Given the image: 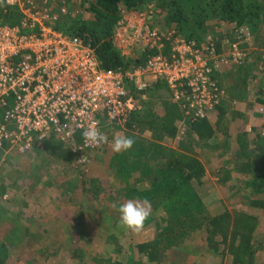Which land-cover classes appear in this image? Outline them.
Wrapping results in <instances>:
<instances>
[{
	"label": "rangeland",
	"instance_id": "1",
	"mask_svg": "<svg viewBox=\"0 0 264 264\" xmlns=\"http://www.w3.org/2000/svg\"><path fill=\"white\" fill-rule=\"evenodd\" d=\"M89 1L82 0L77 13L78 5L68 0H35L31 10L39 8L40 15L55 17L59 30L71 34L68 29L74 19H94ZM1 7L4 11L16 7L22 14L18 22L31 18L4 0H0ZM248 9L250 15L243 24L208 15L200 26L193 25L198 44L208 34L219 43L233 38L242 25L249 32V39L241 45L246 58L216 73L227 96L209 118H203L213 127L209 138L198 139L192 133L193 122L182 121L164 82L150 84L142 102L143 113L151 118L149 125L142 129L104 125L109 142L86 150L83 158L74 155L64 161L52 157L53 135L49 144L36 141L26 151L7 138L0 148V248L6 245V264H264V208L251 205L255 198L264 200V191L256 192L250 183L252 174L239 169L249 161L253 145L264 144L257 135L258 119L252 105L264 77V0H250ZM118 14L112 40L121 55L141 61L131 66L146 62L155 53L146 44L150 32L161 38L155 44L163 43L165 53L174 43L172 36H183L161 0H151L138 9L120 6ZM164 120L174 125L172 135L162 129ZM8 130L13 132V127ZM118 134L133 138L132 148L150 142L163 147L167 156L200 163L203 172L190 183L208 217L224 215L217 235L206 232L200 219L166 233L159 220L164 211H155L151 203L150 218L139 233L117 226L118 207L129 199L141 200L128 197L117 167L110 163L113 155L123 153L112 151ZM141 243L152 244L155 258L138 251L136 246Z\"/></svg>",
	"mask_w": 264,
	"mask_h": 264
},
{
	"label": "built area",
	"instance_id": "2",
	"mask_svg": "<svg viewBox=\"0 0 264 264\" xmlns=\"http://www.w3.org/2000/svg\"><path fill=\"white\" fill-rule=\"evenodd\" d=\"M4 1L31 18L16 25L0 23V148L10 137L26 151L53 135L83 157L86 150L109 142L104 125L123 127L130 114L142 108L147 89L155 82L167 84L184 123L209 118L227 96L216 73L246 58L241 45L249 32L243 25L233 38L220 43L211 34L201 44L172 36L169 53L162 52L163 43L155 44L161 40L156 32H148L146 44L155 53L146 62L124 70L104 69L88 43L59 30L55 17L40 15L39 8L32 12L35 0ZM68 1L78 5L77 13L82 0ZM262 78L252 105L257 135L264 140ZM94 121H99L107 142L85 147L82 132Z\"/></svg>",
	"mask_w": 264,
	"mask_h": 264
},
{
	"label": "trees",
	"instance_id": "3",
	"mask_svg": "<svg viewBox=\"0 0 264 264\" xmlns=\"http://www.w3.org/2000/svg\"><path fill=\"white\" fill-rule=\"evenodd\" d=\"M151 0H90V10L93 11L92 21H78L74 19L68 31L80 37L94 50L99 64L104 69H127L132 63L141 62L131 60L121 55L119 49L112 40L114 26L119 20L120 6L126 9H138ZM250 0H173L166 2L161 0L164 9L176 20L183 36L194 37L193 25L200 26L201 20L208 15H213L219 20L243 24L247 21ZM160 2V1H159ZM22 14L16 7L0 8V22L16 24ZM78 22V23H77ZM192 25V26H191ZM143 107L137 112L130 114L126 126L132 129L135 126L140 129L151 123L150 116L143 113ZM162 129L173 134L175 127L167 121L162 122ZM192 133L198 139H207L213 134V127L209 120L201 119L191 125ZM132 127V128H131ZM50 153L52 157L60 160L74 158V153L68 146L58 140L52 139ZM255 142V140H254ZM48 143V140H47ZM44 143L45 150L48 149ZM49 144V143H48ZM164 148L154 143L141 144L122 154L111 157L110 163L117 167L119 174L129 198L148 200L151 207L158 211H164V216L159 220L164 224L162 228L166 233H173L174 229H184L200 219L205 225V231L212 236L217 235L224 215L208 217L204 204L191 186V178H199L203 172L200 163L193 159L181 161L175 157L167 156ZM249 161L241 163L239 167L243 174L250 172L251 185L256 192L264 191V144L255 143L249 150ZM128 156H131L128 161ZM160 157L166 159L159 160ZM154 160H157L154 161ZM152 161V163L150 162ZM121 162V163H120ZM137 171V175L134 173ZM251 205L264 208V200L255 198ZM150 218V217H149ZM165 233V234H166ZM0 248V264H6L8 251ZM138 251L144 252L150 258H155V249L151 243H141L136 246Z\"/></svg>",
	"mask_w": 264,
	"mask_h": 264
},
{
	"label": "clouds",
	"instance_id": "4",
	"mask_svg": "<svg viewBox=\"0 0 264 264\" xmlns=\"http://www.w3.org/2000/svg\"><path fill=\"white\" fill-rule=\"evenodd\" d=\"M98 125L99 121H94L82 132L85 147H100L107 142V137L100 131ZM134 143L133 138L118 134L113 138L112 151L114 153L127 152ZM118 212L117 226L133 233H139L151 215L150 202L146 199L142 201L129 199L118 207Z\"/></svg>",
	"mask_w": 264,
	"mask_h": 264
}]
</instances>
